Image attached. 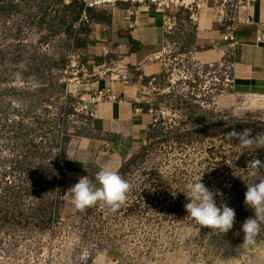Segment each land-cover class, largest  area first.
Listing matches in <instances>:
<instances>
[{
	"label": "rangeland",
	"instance_id": "1",
	"mask_svg": "<svg viewBox=\"0 0 264 264\" xmlns=\"http://www.w3.org/2000/svg\"><path fill=\"white\" fill-rule=\"evenodd\" d=\"M83 7L82 0H0V264H264V223L256 243L240 247L242 223L254 216L244 203L247 184L264 176L251 161L264 162V148L248 152L227 133L264 132V88L237 92L238 44L198 47L196 32L174 36L161 73L140 80L153 120L118 171L131 185L124 203L81 211L67 196L82 176L98 186L100 169L86 164L83 175L72 174L67 152L91 135L81 113L96 78L119 73L118 63L82 70L86 36L108 11L89 9L85 19ZM210 49L223 57L199 70L197 54ZM200 176L223 194L214 197L218 206L235 210L227 234L200 227L185 210L186 185Z\"/></svg>",
	"mask_w": 264,
	"mask_h": 264
},
{
	"label": "crops",
	"instance_id": "2",
	"mask_svg": "<svg viewBox=\"0 0 264 264\" xmlns=\"http://www.w3.org/2000/svg\"><path fill=\"white\" fill-rule=\"evenodd\" d=\"M251 24L240 23L236 30L238 54L235 60L234 81L239 94H262L264 88V56L258 46L257 30L264 22L262 4L257 3L248 13ZM164 14L149 4L131 6L120 4L107 11L106 18L93 22L86 36L84 53L90 66L106 67L104 50L118 58L117 70L99 74L94 85L111 88L115 100H104L96 105L91 135L71 142L67 152L69 170L83 175L86 164L99 169L109 167L119 171L140 149L152 124L151 110L142 103L140 79L130 82L122 73L132 70L143 77L156 76L166 66V34ZM223 28L218 24L213 0L200 15L194 44L200 47H218ZM222 52L214 49L199 52L196 60L203 63L219 61ZM101 72V71H99ZM94 75V74H93ZM97 75V74H96Z\"/></svg>",
	"mask_w": 264,
	"mask_h": 264
},
{
	"label": "clouds",
	"instance_id": "3",
	"mask_svg": "<svg viewBox=\"0 0 264 264\" xmlns=\"http://www.w3.org/2000/svg\"><path fill=\"white\" fill-rule=\"evenodd\" d=\"M227 137L237 139L241 148L248 152L264 148V132L252 136V129L246 128L241 132L233 130L227 133ZM251 165L255 172L264 169V162L259 159L251 161ZM95 181L98 186L88 176H82L67 190V196L78 210L83 211L98 202L116 209L124 203L131 188L117 171L109 167L101 168L95 176ZM201 181L202 176L187 183L183 193L189 202L184 205L185 210L200 227L210 228L216 234H227L234 226L235 210L224 202L218 206L214 197H222L223 194L218 189L210 190ZM244 196L245 205L254 210V216L247 218L241 226L244 239L240 247L247 248L256 243L255 238L261 230V223H264V176L255 183L247 184Z\"/></svg>",
	"mask_w": 264,
	"mask_h": 264
},
{
	"label": "built area",
	"instance_id": "4",
	"mask_svg": "<svg viewBox=\"0 0 264 264\" xmlns=\"http://www.w3.org/2000/svg\"><path fill=\"white\" fill-rule=\"evenodd\" d=\"M84 3L83 14L86 18L87 10L89 9H105L110 10L117 8L120 4L129 3L131 6H139L149 4L156 11L164 14V31L166 34V49L173 43L176 35L185 34L198 31L200 15L207 7L208 0H82ZM262 4V11L264 12V0H213V8L215 17L219 25L223 28L222 42L229 47H235L238 44L236 30L240 23L251 24L252 19L248 13L253 11V7L257 4ZM81 19H83L81 17ZM80 19V20H81ZM264 23V22H263ZM264 27V24H263ZM171 38V39H169ZM258 42H264V33L258 34ZM191 53V51H190ZM110 51L104 50L105 62L104 64L116 65L118 58L110 56ZM74 58L79 61L82 60L83 54L76 53ZM199 70H202L205 64L200 62ZM90 62L86 63L82 60V70L88 71ZM100 66L96 68L99 69ZM123 76L130 82L132 79H142V75L136 74L131 70H127ZM229 81V77L227 79ZM111 88H99L89 95L86 101L83 112L81 113L82 125L86 131H92V119L94 117L96 105L104 100H115Z\"/></svg>",
	"mask_w": 264,
	"mask_h": 264
},
{
	"label": "trees",
	"instance_id": "5",
	"mask_svg": "<svg viewBox=\"0 0 264 264\" xmlns=\"http://www.w3.org/2000/svg\"><path fill=\"white\" fill-rule=\"evenodd\" d=\"M66 148H67V147H64V148H63V152H64V154H65V152H66V150H67Z\"/></svg>",
	"mask_w": 264,
	"mask_h": 264
}]
</instances>
